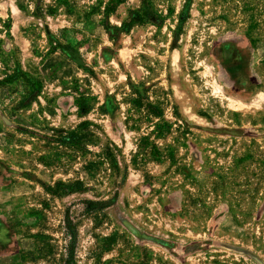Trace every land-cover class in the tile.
I'll list each match as a JSON object with an SVG mask.
<instances>
[{
    "label": "rangeland",
    "instance_id": "obj_1",
    "mask_svg": "<svg viewBox=\"0 0 264 264\" xmlns=\"http://www.w3.org/2000/svg\"><path fill=\"white\" fill-rule=\"evenodd\" d=\"M68 218L76 264H264V0H0V264Z\"/></svg>",
    "mask_w": 264,
    "mask_h": 264
},
{
    "label": "trees",
    "instance_id": "obj_2",
    "mask_svg": "<svg viewBox=\"0 0 264 264\" xmlns=\"http://www.w3.org/2000/svg\"><path fill=\"white\" fill-rule=\"evenodd\" d=\"M76 132L64 136L63 142L72 143L76 141L77 137ZM94 202H90L89 205L85 208L86 212H91L93 208L90 206ZM66 235L68 237L67 246H66V256L64 259V264H76V246H77V231L75 228V223L69 220L66 221Z\"/></svg>",
    "mask_w": 264,
    "mask_h": 264
}]
</instances>
